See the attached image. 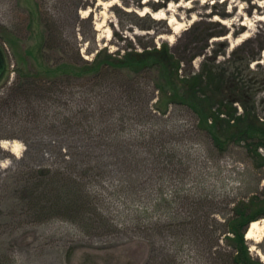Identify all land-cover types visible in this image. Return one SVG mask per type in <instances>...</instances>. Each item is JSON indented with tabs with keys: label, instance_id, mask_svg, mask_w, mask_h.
<instances>
[{
	"label": "rangeland",
	"instance_id": "obj_1",
	"mask_svg": "<svg viewBox=\"0 0 264 264\" xmlns=\"http://www.w3.org/2000/svg\"><path fill=\"white\" fill-rule=\"evenodd\" d=\"M164 43L180 78L216 54L254 55L260 79L264 0H0L2 263L264 264L245 238L264 219V149L211 129L155 64L73 70ZM256 97L264 116V84Z\"/></svg>",
	"mask_w": 264,
	"mask_h": 264
},
{
	"label": "trees",
	"instance_id": "obj_2",
	"mask_svg": "<svg viewBox=\"0 0 264 264\" xmlns=\"http://www.w3.org/2000/svg\"><path fill=\"white\" fill-rule=\"evenodd\" d=\"M216 34L224 35L223 29ZM106 57L110 56L106 55ZM254 58L257 59L254 55H242L238 58L233 56V58H228L223 62H215V54L213 57H209L210 62L207 67L203 66L199 72L180 78L177 73L178 69H180V60L175 58L169 45L164 43L159 48L154 46L141 52L126 53L112 62L105 58L102 60L96 58L92 63L84 61V67H72L73 70H82V73L89 70H104L106 68L104 67L105 63L112 68L131 67V65L143 66L149 65V63L155 64L163 70L166 78H169L168 83L164 82V87L169 84L179 85V83L185 87L182 91L184 99L180 103H190L194 108L196 107L199 111L198 113L203 117L202 119L209 123L211 129L221 126L223 124L222 121L225 122L224 125L226 127L238 129L237 139L250 141L251 148L249 151L255 155L258 148L264 149V116L258 113L255 104L257 101L256 92L264 84V70L260 79H254L256 76H253L256 72L250 71L248 68L249 62L255 60ZM239 64L244 67V70H248L247 74L240 69L241 66ZM250 73H254V75H250ZM256 83H258V88L254 86ZM170 99L174 100L171 96ZM258 101L263 102L264 98H260ZM234 103L241 106V113L236 114ZM215 104L216 110L213 109ZM222 114L227 116V118L220 119ZM59 191L58 195L61 197H58V200L56 199L57 202H55L67 208L69 206L67 202L70 201L67 199L70 190L60 189ZM33 198L32 206L38 209V204L41 200L36 194H34ZM51 205H54V203ZM245 216V214H242L241 218L243 219ZM243 223L244 220L239 221V223L237 221L232 228L239 242H241L244 233ZM234 260L240 264H250L245 262L244 258L240 261L239 257H235ZM0 264L4 263L0 261Z\"/></svg>",
	"mask_w": 264,
	"mask_h": 264
},
{
	"label": "bare ground",
	"instance_id": "obj_3",
	"mask_svg": "<svg viewBox=\"0 0 264 264\" xmlns=\"http://www.w3.org/2000/svg\"><path fill=\"white\" fill-rule=\"evenodd\" d=\"M110 5V4H108ZM140 15L148 13V10L145 8L144 10L139 12ZM152 14L153 18H163L164 12L162 10L155 11ZM173 31L177 32V27L173 26ZM245 238L254 241V243H259L264 241V219L251 221L247 229L245 230ZM261 260L264 262V250L259 252Z\"/></svg>",
	"mask_w": 264,
	"mask_h": 264
},
{
	"label": "water",
	"instance_id": "obj_4",
	"mask_svg": "<svg viewBox=\"0 0 264 264\" xmlns=\"http://www.w3.org/2000/svg\"><path fill=\"white\" fill-rule=\"evenodd\" d=\"M4 70V59H3V54L0 50V76L3 73Z\"/></svg>",
	"mask_w": 264,
	"mask_h": 264
}]
</instances>
